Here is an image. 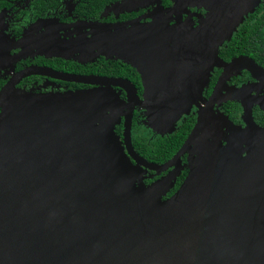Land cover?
Segmentation results:
<instances>
[{
	"label": "water",
	"instance_id": "95a60500",
	"mask_svg": "<svg viewBox=\"0 0 264 264\" xmlns=\"http://www.w3.org/2000/svg\"><path fill=\"white\" fill-rule=\"evenodd\" d=\"M258 1L208 0L203 28L202 23L197 28L174 25L165 31L138 21L96 26L108 32L100 41L103 54L141 74L142 100L123 80L42 67L22 70L0 88V264H264V128L254 124L247 108L249 143L243 153L216 138L200 144L211 105L163 165L140 157L131 142L135 107L144 110L149 130L171 133L189 110L183 100L202 88L168 86L166 80L157 88L147 72H184L199 58L206 80L219 46ZM187 3L178 0L167 15ZM1 25L0 71L11 49L52 34L6 41ZM155 29L162 35L156 40L151 39ZM197 43L199 52L191 48ZM30 75L119 87L127 94L126 110H120L119 97L109 88L48 94L15 88ZM122 118L118 136L114 128ZM192 145L196 157L185 180L162 200L171 180L145 186L139 168L159 174Z\"/></svg>",
	"mask_w": 264,
	"mask_h": 264
},
{
	"label": "flooded vegetation",
	"instance_id": "af4514ba",
	"mask_svg": "<svg viewBox=\"0 0 264 264\" xmlns=\"http://www.w3.org/2000/svg\"><path fill=\"white\" fill-rule=\"evenodd\" d=\"M206 1L208 2L188 0L180 11L167 15L166 11H172L178 0H4L0 6V14L3 19L1 32L7 35L6 41L18 42L48 30L52 34L31 45L10 50V55L4 61L8 66L0 71V88L14 74L29 67H42L66 74L123 80L133 86L137 98L142 100L144 83L141 74L123 60L110 59L103 54L100 41L108 32L97 29L96 26H117L138 21L140 25L155 24L165 31L174 25L197 28L202 23L203 28L208 14ZM158 11L163 13L155 15ZM30 27L32 32L27 34ZM154 31L151 39L156 40L158 36H162L157 35L156 29ZM116 32L114 29L110 30L111 34ZM179 38L191 40V37ZM193 41L194 37L191 43ZM191 48L199 52L198 43ZM81 55H84V58ZM216 58L206 80L204 65L199 66V58L192 59L194 61L184 72H147L151 73V86L157 88L164 87V80L168 86L170 83L188 86L197 84L196 88L201 85L202 88L193 97L190 95L185 98L187 100H183L185 104L190 105L189 110L180 116L171 133L159 134L149 129L143 133L140 128L144 127L145 112L139 107L134 108L131 120L132 145L135 128L142 139H146L148 143L152 142V147L159 140L171 138L180 132L184 134L179 147L166 159L153 152L151 160L133 145L140 157L152 164L167 163L179 150L198 117L209 105L212 106L210 118L200 133V140L206 141L207 144L211 143L214 137L223 147L232 146L243 153L249 143L245 108L250 111L254 124L264 128V109L261 107L263 101L259 98L264 94V0L258 1L254 10L248 13L232 32L230 39L219 46ZM237 60L242 61L236 63ZM250 60L259 71L252 69L254 66ZM153 68H156L154 60ZM15 88L40 94L109 88L113 95H118L120 110L123 113L126 110V92L119 87H106L105 84H84L30 75L22 78ZM122 131L123 118L114 128L118 136L122 135ZM195 157L196 147L192 145L179 162L159 174L139 168L141 177L145 178L144 185L149 186L169 178L172 186L162 196V200L170 198L185 180ZM131 163L134 164L133 161Z\"/></svg>",
	"mask_w": 264,
	"mask_h": 264
},
{
	"label": "trees",
	"instance_id": "16d2710c",
	"mask_svg": "<svg viewBox=\"0 0 264 264\" xmlns=\"http://www.w3.org/2000/svg\"><path fill=\"white\" fill-rule=\"evenodd\" d=\"M4 3V0H0V6ZM1 86V83H0ZM135 134L133 136V145L136 149H139L142 155L152 160V153L155 152L157 155H162L163 158H168L172 153L176 151V149L181 144L184 134L180 132V134L173 136L168 139L159 140L153 147L152 142L148 143L146 139H142L140 134L137 132L136 128L133 131ZM154 149V150H153Z\"/></svg>",
	"mask_w": 264,
	"mask_h": 264
},
{
	"label": "rangeland",
	"instance_id": "374dc122",
	"mask_svg": "<svg viewBox=\"0 0 264 264\" xmlns=\"http://www.w3.org/2000/svg\"><path fill=\"white\" fill-rule=\"evenodd\" d=\"M2 15L0 14V22H2V24H3V19H2V17H1ZM35 27V26H34ZM32 32V27H30V29L26 32L27 34H29V33H31ZM1 34L2 35H4L5 37H7V35L5 34V33H3V32H1ZM2 37V36H1ZM3 38V37H2ZM3 66H4V68L3 69H6L7 68V63H5V64H3ZM2 69V70H3ZM259 98H262V99H260V100H262L263 101V103L261 104V107L264 109V94H262ZM143 126L144 127H141L140 129L142 130V132L144 133L145 131H146V129H148L144 124H143ZM149 136V135H148ZM215 140V138L214 137H212V140L211 141H214ZM200 144H201V140H200ZM196 151H197V148H196Z\"/></svg>",
	"mask_w": 264,
	"mask_h": 264
},
{
	"label": "bare ground",
	"instance_id": "6f19581e",
	"mask_svg": "<svg viewBox=\"0 0 264 264\" xmlns=\"http://www.w3.org/2000/svg\"><path fill=\"white\" fill-rule=\"evenodd\" d=\"M23 96V94H16V95H13V97H16L17 99L18 98H21Z\"/></svg>",
	"mask_w": 264,
	"mask_h": 264
}]
</instances>
